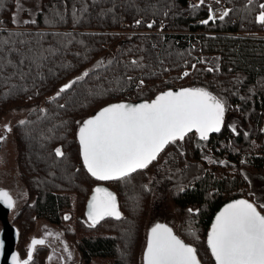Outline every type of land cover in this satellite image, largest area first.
Instances as JSON below:
<instances>
[{
	"label": "trees",
	"instance_id": "obj_1",
	"mask_svg": "<svg viewBox=\"0 0 264 264\" xmlns=\"http://www.w3.org/2000/svg\"><path fill=\"white\" fill-rule=\"evenodd\" d=\"M93 1L99 5L94 6L89 0H66L65 7L61 0H42L36 23H30L28 30L16 31L12 22L14 0H0V36L7 37L9 32L25 33L27 35L22 37H13L17 40L16 47L27 50L28 45L19 44L20 39H26L32 41L31 46L37 52L56 49L54 55L43 53L48 59L41 61L40 66L26 60L20 66L23 79L15 74L17 69L11 65L0 69V135L8 133L3 125L7 116L17 113L27 121L23 126L19 121L15 122L9 132L19 152V179L33 196V203L29 205L33 217L26 218L28 228H22L26 224L23 211L14 224L18 231L16 251L21 261L28 259L29 252L25 257L22 239L30 235L32 229L29 226L35 221L44 220L65 230L63 224L71 222V218L65 220L64 216L68 213L72 218L77 215L72 213L75 202L83 216L84 205L99 182L83 165L78 129L83 121L109 104L152 101L164 91L193 87L204 88L226 103L220 132L207 140H200L197 133L190 134L184 138L185 142L183 140L185 153L182 148L177 150L180 180L172 187L178 191L173 196V203L182 214L188 209L198 210L191 215V220L196 222L195 226L203 228L207 237L218 212L230 201L245 197L247 189L243 191L247 184L240 177L228 179L224 173L218 178V173L208 166L202 168L198 162L208 164L213 157L230 165L245 164L257 170H261L264 162L263 132L260 130L264 122V43L254 49L240 38L230 36L256 20L264 0H242L245 10L240 8L239 0H205L203 5L200 1L193 3V0H136L137 5L135 0H132L133 5L131 0H119L114 7L106 3L110 0ZM85 3L87 11L82 9ZM73 4L77 7L76 17L71 14ZM53 5L63 19L54 15ZM216 7L231 9L227 18L201 23L209 19V9L213 15ZM101 10L104 16L98 15ZM52 20L54 23L48 22ZM136 20L141 23L136 25ZM152 21H155L153 27H147ZM161 27L165 34L157 33ZM134 30L136 34H132ZM37 33L43 34L42 37ZM214 33L217 42L227 47L220 60V75L205 70V65H213L203 61L204 57L215 54L209 51L213 37L210 34ZM8 59L19 64L20 58L15 54ZM133 60L138 62L137 65L131 64ZM84 71H89L90 75L53 99L62 85ZM185 72L189 74L185 76ZM221 75H227L226 80H221ZM141 80L144 81L142 85ZM61 104L65 107L61 108ZM35 140L42 143L41 150L52 164L39 162L42 167L35 172L37 174L26 163L28 149ZM171 147L174 144H170L147 169L132 174L127 180L106 183L119 198L122 219H108L97 226L110 221L115 225L111 235L94 234L80 240L83 264H92L96 259L111 260L114 264L141 263L142 242L139 240L138 248L136 238L145 224V211L151 199L150 184L145 175L154 165H158L154 180L162 175L167 166L163 157ZM56 148L62 149L63 157L55 155ZM44 167L56 182L54 186L47 185L44 180L39 182V172ZM57 168L60 170L53 175ZM135 195L133 203L125 199L127 196L132 200ZM133 205H137L136 211H131ZM76 217L73 219L75 226L80 228L84 220ZM87 226L84 225L85 229ZM73 234L72 240L76 229ZM126 242L132 245L131 249L128 246V251ZM44 248L37 246L30 264H44ZM197 256L201 264H215L212 254L203 261L197 250Z\"/></svg>",
	"mask_w": 264,
	"mask_h": 264
},
{
	"label": "snow or ice",
	"instance_id": "obj_2",
	"mask_svg": "<svg viewBox=\"0 0 264 264\" xmlns=\"http://www.w3.org/2000/svg\"><path fill=\"white\" fill-rule=\"evenodd\" d=\"M61 2L67 7L66 0H61ZM200 3L203 5L205 0H200ZM17 4L18 11L26 10L19 0ZM259 7L262 11L256 17V22L264 25V4H260ZM53 8L55 9L54 5ZM82 9L87 11L86 3L82 5ZM230 11L231 9L225 10L220 19L227 16ZM209 13V19L201 23L208 24L209 20L215 19L211 9ZM71 14L73 17L77 16L75 4L72 6ZM54 15L63 19L59 9H55ZM12 22L18 23L16 15H13ZM48 22L54 23V20ZM23 23L35 24L36 21L25 20ZM135 23L139 25L141 21L136 20ZM154 23L155 21L148 23L147 27H153ZM24 35L27 34L9 32L7 37L0 36V69L11 65L17 69L15 74L21 79L24 78V73L20 66L24 65L26 60L31 65L40 66L41 61L48 59V56L43 55L44 52L50 55L56 53L54 48L37 52V49L31 46L32 41L26 39H20L19 44L28 45L27 50L16 47L17 40L13 37ZM36 35L42 37L43 34L37 33ZM53 35L58 34L53 33ZM12 54L20 58L19 64L8 59ZM108 63L112 62L108 61ZM137 63L135 60L131 62L132 65H137ZM188 74L184 73L185 76ZM89 75V71H84L81 76L62 85L53 99ZM127 79L131 80V77ZM143 83L144 81L141 80L140 84ZM60 107L63 108L65 105L61 104ZM41 111L46 110L41 109ZM225 111L226 103L204 88L164 91L151 102L109 104L96 115L83 121L82 124L77 122L80 124L78 139L83 165L91 177L97 181L127 180L138 170L148 168L169 144L183 141L185 136L193 130L198 133L200 140H207L209 133L220 132ZM26 123L25 120L19 121L21 126ZM4 127L7 131H11L9 125H4ZM232 130L235 132V127ZM3 139L4 137H0V141ZM55 155L63 157L64 152L61 148H56ZM0 201H3L9 208L15 206L12 196L3 189H0ZM188 212L193 214L198 210L188 209ZM87 216L91 222L89 227H95L106 218L121 220L122 213L119 210L116 195L108 188L96 187L88 203ZM70 218L68 215L64 216L65 220ZM60 236V233L46 229L45 238L32 239L28 259L21 261L14 256L13 264H30L32 253L38 245H46L47 237H55L59 240ZM207 245L215 264H264V214L258 211L254 203L246 199L234 200L216 216L207 237ZM64 251L71 258L72 253L66 244H64ZM51 259L52 257H49V260ZM143 260L144 264H201L196 248L186 244L174 234L171 227L162 223H156L150 228Z\"/></svg>",
	"mask_w": 264,
	"mask_h": 264
},
{
	"label": "rangeland",
	"instance_id": "obj_3",
	"mask_svg": "<svg viewBox=\"0 0 264 264\" xmlns=\"http://www.w3.org/2000/svg\"><path fill=\"white\" fill-rule=\"evenodd\" d=\"M89 1L90 3L94 2V6L99 5V3L93 0H89ZM120 1L127 2V0H120ZM195 1L198 2L200 0H193V3H195ZM115 2L119 3V0H110L107 1L106 3L107 4L110 3L111 6L114 7ZM131 2L133 5L134 2L132 0ZM137 2L138 1H136V5ZM19 3L22 4L24 9L26 10L18 11L17 0H14L12 18L13 15H16L18 19V23H13V30L25 31L28 30L27 26L30 23L25 24L23 23V21L36 19L38 12L41 10L42 0H19ZM262 4H264V1ZM239 6L241 9L245 10V5L242 2V0H239ZM225 10L226 9L223 7L221 8L216 7L215 9H213V15L215 17V20H222L220 19V16L223 14ZM259 13L256 15V17L259 15ZM98 15L104 16V11L102 10L99 11ZM227 16H225L224 18H227ZM246 27H248V29H246ZM244 28L245 29L241 30L240 32L230 36H236L237 38H240L243 43L251 44L252 48L254 49L256 46L264 43V25L259 24L255 20L252 21L249 24V26L244 25ZM136 32L137 31L134 30L132 31V34H136ZM210 35H213V37L209 42V51L212 50L215 54L203 58V61L207 65H213L212 67L211 66L207 67L205 65V70L212 69V71L209 72L213 73L214 75H220L219 74L221 71V69L219 68L220 60L222 59V55L224 54L227 47L217 42V40L215 39V36L217 35H215V33ZM210 62H212V64ZM226 76L227 75H221L219 77L221 78V80H226ZM22 119L23 116L14 113L7 116L3 120L4 121L3 125H9L10 127H12V125L15 122L20 121ZM260 130L263 132L262 142H264V122L260 127ZM7 136H9L8 140L6 141V143H4V145L2 146V150L0 152V158H1L0 189L7 191L15 201V206L13 208H9L6 205L9 211L8 217L11 224L15 226L14 224L17 223V219L20 214L22 215V211H23L24 213L22 218L26 222V224H23L22 228L26 229L28 228L26 218L33 217V213L31 212L30 209V206L33 203V199H32L33 196H31L29 192L26 190V188L23 187L24 184L19 179L20 178L19 177L20 164L18 162L19 152L16 150L13 140L10 138L9 131L7 133ZM184 142L177 141V143L174 144V147H171L166 152L163 159L167 161V166L164 169L162 175L156 178V181L154 180V174L156 172V168L158 165H154L146 172L145 179L146 181L148 180L150 184L149 192L151 194V199L148 210L145 211V213H147V217L145 218L146 221L144 222L145 224H143L139 229V234L137 235L136 238L137 241L136 243L138 248H139V240H141L142 242V244L140 245V247L142 246L141 263L135 262L134 264H144L143 254L147 245L148 233L150 228L154 226L156 223L166 224L169 227H171L173 229L174 234H176L184 242L191 244L193 247H195L198 250V253L200 254V258L203 261L208 255H211L210 250L208 249L207 251V236L204 233L203 228H199V226H195L194 223L196 222L194 220H191L194 213L190 214L188 211H186L182 214L181 210H179L173 203V196L178 191L172 189V187L173 185L177 184L178 181L180 180L179 179L180 171L178 166V159L180 158V154L178 153L177 150L179 148H182L183 152L185 153L186 146H184ZM41 144L42 143L37 142V140H35L33 146H30V148L28 149L29 154L27 153L28 157H26V159L28 160V162L26 163L32 167L34 174H37L35 172H37L39 167H42L41 165L39 166V162L42 165L43 162H45L46 164L52 166L50 159L47 156H44L46 153H44L41 150L42 149ZM175 147H177L176 151H175ZM242 151L246 152V149L243 148ZM198 163L202 168L208 166L211 171L218 173L217 174L218 178L219 177L221 178L220 174L224 173L226 176H228V179L233 180L235 179V177H240L243 180H245L247 187L244 189L243 192H245L246 189L247 190L244 193L245 197L241 199H246L249 202L254 203L257 206L258 211H260L259 210L260 208L261 211L264 212V162L261 164V170L251 168L245 164H243L242 166H236L235 164L230 165L229 162H225L223 160H214L213 157H210V162H208V164L207 162H198ZM56 167H59V165H57ZM45 169L46 167L41 168L39 172L41 174V175L39 174L40 175L39 182L41 183L42 180H44L47 182V185L50 184L51 186H54L56 182L52 180L53 178L48 174L47 169L46 170ZM59 170L60 169L57 168L56 172L53 171L52 174L53 175L54 173L57 174ZM58 177H61V175L59 174ZM63 178L66 177L64 176ZM90 196L84 205L85 210L83 216L81 210L77 209L78 202H75L74 208L72 210V213H76L79 216V218H82L84 220V224L80 228L75 226V221L73 220L77 218L76 217L77 215H73L72 218V215H70L69 213L67 215L71 217V222H66L63 224V226H65V230L62 227L51 225L44 220H38V221L34 220L35 221L34 224L29 226V229H32L29 232L30 235H27V237H23L22 239V244L25 247V248L23 247L24 252L26 250L24 256L26 257V254L29 251V246L32 239L45 238V230L47 229L48 231L54 233H60L61 236L59 240H57L55 237L46 238L47 245L44 246L45 247L44 249L46 251V255H45L46 259L44 264H83L81 258L82 255L79 252L80 240L85 236L89 237L94 234L111 235V231L115 230V225L111 224L110 221L103 223L99 227H97L98 226L97 225L95 226L96 228L87 226V229H85L86 227H84V225L90 224L86 219V215H85L88 201L90 200ZM133 197L134 198H132V200L127 196L125 197V199L128 201V203H133L137 196L135 195ZM132 210L136 211L137 205H133V207H131V211ZM109 219L114 220L111 218ZM21 226H22V220L19 221L20 229ZM75 229H76L75 238L72 240ZM193 230H194V234H193ZM2 231H3V226L0 223V235ZM67 232H69V234ZM64 244H66L68 246L69 251H71L72 253L71 258H69L68 253L64 251ZM129 244L130 243H127L125 245L127 246V248L129 246V248L131 249L132 245ZM129 248L126 250L128 251ZM19 251L21 252V248ZM49 257H52V259L49 260ZM92 264H114V262L111 260L105 261V260L96 259L93 261Z\"/></svg>",
	"mask_w": 264,
	"mask_h": 264
},
{
	"label": "water",
	"instance_id": "obj_4",
	"mask_svg": "<svg viewBox=\"0 0 264 264\" xmlns=\"http://www.w3.org/2000/svg\"><path fill=\"white\" fill-rule=\"evenodd\" d=\"M172 91H179V90H172ZM154 100V99H153ZM144 102H151V101H144ZM126 103H129V102H126ZM139 103H142V102H139ZM130 104H138V103H130ZM100 111V110H99ZM98 111V112H99ZM97 112V113H98ZM96 113V114H97ZM95 114V115H96ZM222 127V126H221ZM193 133H196L194 130L190 133H188L185 137H187L188 135L190 134H193ZM198 134V133H197ZM216 133H209V136H213L215 135ZM79 141V139H78ZM170 145V144H169ZM168 145V146H169ZM167 146V147H168ZM166 147V148H167ZM165 148V149H166ZM165 149L160 153V155L165 151ZM0 150H1V143H0ZM159 155V156H160ZM158 156V157H159ZM158 159V158H157ZM156 161V160H155ZM155 161H153L149 166H151ZM148 166V167H149ZM86 169V168H85ZM147 169V168H146ZM145 170V169H143ZM138 171H142V170H138ZM137 171V172H138ZM136 173V172H135ZM134 174V173H133ZM90 175V174H89ZM91 176V175H90ZM95 179V178H94ZM96 180V179H95ZM97 181V180H96ZM99 184L96 186V187H105V188H108L111 192H113L116 197H117V201H118V206H119V210L120 212L122 213L121 211V208H120V204H119V199H118V196L117 194L115 193V191H113L109 186H107V182H112V181H98ZM95 187V188H96ZM94 188V189H95ZM94 189H93V192L90 196V199L92 197V195L94 194ZM237 200V199H236ZM90 201V200H89ZM88 201V203H89ZM234 201V200H233ZM233 201H230L229 203L233 202ZM228 203V204H229ZM227 205V204H226ZM225 205V206H226ZM224 206V207H225ZM224 207L218 212L217 215H219V213L221 211H223ZM87 212H88V205H87V208H86V212H85V215H86V219L88 220V216H87ZM8 214H9V211H8V208L7 206H3L2 203L0 202V222L2 223L3 225V231L0 235V243H2V247H0V264H13V257L16 256L18 257V254H17V251H16V244H17V238H18V231L16 230L15 227H13V225L11 224L10 220H9V217H8ZM216 215V216H217ZM106 219H109V218H106ZM105 219V220H106ZM111 219H114V218H111ZM115 220V219H114ZM89 223H91L89 220H88ZM214 222H215V219H214ZM213 222V223H214ZM100 224V223H99ZM98 224V225H99ZM97 226V225H96ZM19 259V257H18Z\"/></svg>",
	"mask_w": 264,
	"mask_h": 264
},
{
	"label": "flooded vegetation",
	"instance_id": "obj_5",
	"mask_svg": "<svg viewBox=\"0 0 264 264\" xmlns=\"http://www.w3.org/2000/svg\"><path fill=\"white\" fill-rule=\"evenodd\" d=\"M0 137H4V139L2 140V141H0V143H1V150H2V146L4 145V143H6V141L8 140V136H7V134H2V135H0ZM1 150H0V152H1ZM0 164H1V158H0ZM99 184V183H98ZM108 186V185H107ZM1 203H2V205L5 207L6 206V204L3 202V201H0ZM103 222V221H102ZM1 223V222H0ZM2 224V223H1ZM3 226V225H2ZM14 227V226H13ZM47 245V244H46ZM43 246H45V245H43Z\"/></svg>",
	"mask_w": 264,
	"mask_h": 264
},
{
	"label": "built area",
	"instance_id": "obj_6",
	"mask_svg": "<svg viewBox=\"0 0 264 264\" xmlns=\"http://www.w3.org/2000/svg\"><path fill=\"white\" fill-rule=\"evenodd\" d=\"M157 33H163V34H165V32L162 31V27H161V31H158Z\"/></svg>",
	"mask_w": 264,
	"mask_h": 264
}]
</instances>
